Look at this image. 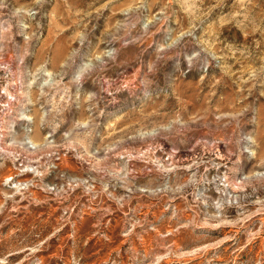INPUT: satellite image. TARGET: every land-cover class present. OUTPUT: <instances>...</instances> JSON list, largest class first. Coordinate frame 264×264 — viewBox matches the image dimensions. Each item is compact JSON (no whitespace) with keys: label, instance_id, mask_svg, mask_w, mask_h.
Here are the masks:
<instances>
[{"label":"rangeland","instance_id":"obj_1","mask_svg":"<svg viewBox=\"0 0 264 264\" xmlns=\"http://www.w3.org/2000/svg\"><path fill=\"white\" fill-rule=\"evenodd\" d=\"M0 129V264H264V0H0Z\"/></svg>","mask_w":264,"mask_h":264},{"label":"built area","instance_id":"obj_2","mask_svg":"<svg viewBox=\"0 0 264 264\" xmlns=\"http://www.w3.org/2000/svg\"><path fill=\"white\" fill-rule=\"evenodd\" d=\"M0 131H1V129H0ZM2 134V131L0 132V135Z\"/></svg>","mask_w":264,"mask_h":264}]
</instances>
